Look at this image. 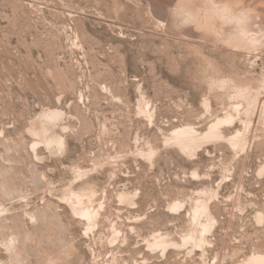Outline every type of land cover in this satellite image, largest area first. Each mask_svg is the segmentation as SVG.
I'll return each mask as SVG.
<instances>
[{
	"label": "rangeland",
	"instance_id": "obj_1",
	"mask_svg": "<svg viewBox=\"0 0 264 264\" xmlns=\"http://www.w3.org/2000/svg\"><path fill=\"white\" fill-rule=\"evenodd\" d=\"M232 2L246 25L207 0H0V264L264 255V0ZM226 115L227 139L172 138Z\"/></svg>",
	"mask_w": 264,
	"mask_h": 264
},
{
	"label": "bare ground",
	"instance_id": "obj_2",
	"mask_svg": "<svg viewBox=\"0 0 264 264\" xmlns=\"http://www.w3.org/2000/svg\"><path fill=\"white\" fill-rule=\"evenodd\" d=\"M264 85V83H263ZM252 97V96H251ZM250 99V98H249ZM255 101V99H254ZM250 102V101H249ZM253 102V101H252ZM251 103V102H250ZM249 104V103H248ZM233 121L232 117H229V115H226L225 117L219 118L213 122H211L207 128L205 129V131L203 132H197L196 130H194L193 128H181V129H177V130H173L174 134L172 136V138L175 140V142L184 150H189V149H193L196 148L197 146H200V144L202 142L208 141V140H221V139H227L221 131V128L223 125L226 124H231ZM49 128V127H48ZM39 131V130H38ZM43 131V130H42ZM46 132V131H45ZM43 133V132H42ZM53 133V131H52ZM33 134V133H32ZM47 134V133H46ZM45 134H43L44 136ZM53 135V134H52ZM56 135V134H55ZM47 137V136H46ZM50 137V136H49ZM48 137V138H49ZM52 137V136H51ZM55 137V136H54ZM50 139L48 142H56V143H60L61 139L60 138H54ZM236 137V135L232 136L229 138V140L232 142L233 138ZM237 144V143H236ZM234 146H236L234 144ZM264 169V168H262ZM261 170V169H260ZM259 172V171H258ZM264 172V171H262ZM261 173V171H260ZM75 193V192H74ZM73 193V194H74ZM73 194L71 193V195L73 196ZM79 194V193H78ZM81 195V194H80ZM78 198H80L81 196H77ZM125 198V197H124ZM173 209L176 208L175 205L172 206ZM202 213H208V206L206 203L201 202L197 205V208H195V212H194V217L196 218L198 215L202 214ZM210 215V214H209ZM260 217H262L263 215L260 214ZM258 216V217H259ZM208 217V216H207ZM212 218V217H211ZM259 219V218H258ZM212 220V219H211ZM262 220V218H261ZM209 223V222H208ZM205 224V223H203ZM202 224V225H203ZM200 226V225H199ZM209 226H207L206 224L203 225L202 228V232H206L205 230L208 229ZM211 227V226H210ZM202 233V234H204ZM183 243L185 244L186 242H188L189 239H192L193 242L198 241L201 242L203 241L201 239V235H198L196 232H193L192 234H190L189 236H185V238H183ZM204 239V238H203ZM190 241V240H189ZM192 242V241H191ZM155 244L157 246H161L162 248H164V250L169 246V245H176L174 242L169 241L166 238H162V239H157L155 241ZM240 264H264V255H260V254H256L253 256L248 257L243 263Z\"/></svg>",
	"mask_w": 264,
	"mask_h": 264
},
{
	"label": "clouds",
	"instance_id": "obj_3",
	"mask_svg": "<svg viewBox=\"0 0 264 264\" xmlns=\"http://www.w3.org/2000/svg\"><path fill=\"white\" fill-rule=\"evenodd\" d=\"M186 8L194 9L195 5H186ZM207 9V15L202 17V21L206 20L208 23H212L217 13H226L233 17L234 21H242L244 25L248 23L249 14L243 10H237L232 0H222L221 3H213L212 0H207L204 4ZM195 15V13H194Z\"/></svg>",
	"mask_w": 264,
	"mask_h": 264
},
{
	"label": "built area",
	"instance_id": "obj_4",
	"mask_svg": "<svg viewBox=\"0 0 264 264\" xmlns=\"http://www.w3.org/2000/svg\"><path fill=\"white\" fill-rule=\"evenodd\" d=\"M259 61L262 65V67H264V53H261L258 55Z\"/></svg>",
	"mask_w": 264,
	"mask_h": 264
}]
</instances>
